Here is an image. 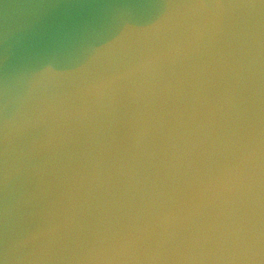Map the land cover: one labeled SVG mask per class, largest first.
Segmentation results:
<instances>
[{"label": "water", "instance_id": "95a60500", "mask_svg": "<svg viewBox=\"0 0 264 264\" xmlns=\"http://www.w3.org/2000/svg\"><path fill=\"white\" fill-rule=\"evenodd\" d=\"M0 264H264V0H0Z\"/></svg>", "mask_w": 264, "mask_h": 264}]
</instances>
